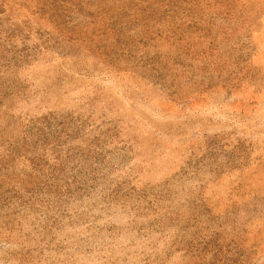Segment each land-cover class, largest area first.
<instances>
[{"label":"rangeland","instance_id":"obj_1","mask_svg":"<svg viewBox=\"0 0 264 264\" xmlns=\"http://www.w3.org/2000/svg\"><path fill=\"white\" fill-rule=\"evenodd\" d=\"M0 264H264V0H0Z\"/></svg>","mask_w":264,"mask_h":264}]
</instances>
